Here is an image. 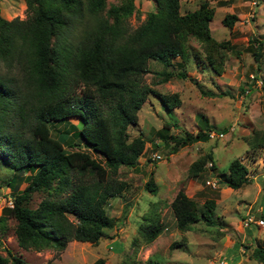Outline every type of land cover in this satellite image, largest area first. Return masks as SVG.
Wrapping results in <instances>:
<instances>
[{"label":"trees","instance_id":"1","mask_svg":"<svg viewBox=\"0 0 264 264\" xmlns=\"http://www.w3.org/2000/svg\"><path fill=\"white\" fill-rule=\"evenodd\" d=\"M23 1V19L6 20L0 15V165L12 172L31 173L26 185L11 193V205L0 213V226L4 228L6 219H14L16 245L25 250L59 252L71 240L96 245L117 220L107 214V202L128 187L117 178L118 168L134 167L143 153L146 140L140 134L129 138L126 128L136 123V113L148 95L156 97L167 111L179 103L176 93H161L144 82L149 61L163 67L156 73L157 82L173 75L187 78L184 71L167 68L173 67L174 58L185 61L187 52L197 54L185 45L193 38L202 51L198 55L202 54L207 67L219 75L225 52L231 47L228 41H216L210 34L214 9L207 1L180 14L179 0H154V10L133 28L127 23L133 11L131 0L108 7L105 0ZM235 20L234 14H225L221 24L231 28ZM262 47V39L248 40L247 51L257 68L264 55ZM252 78L256 80L255 75ZM188 79L201 93L213 95ZM262 105L264 108V91ZM71 116L78 118L76 125L69 123L72 135L61 131L51 136L50 126L68 122ZM170 125L165 122L154 136L161 145L170 144L171 153L179 146L208 139L207 127L175 136L168 133ZM76 138L88 144L89 150L79 149L73 141ZM63 142L74 148L66 150ZM246 144L248 149L264 150V128L254 131ZM151 145L158 146L152 141ZM91 151L98 153L99 159L92 157ZM210 159L206 154L192 162L189 175L196 177ZM210 169L214 170L213 163ZM218 179L233 190L249 181L247 168L238 158L229 162ZM5 181L13 187L12 179ZM143 188L155 190L151 176ZM35 192L42 196L30 207ZM168 206L180 231L199 221L215 223L212 199H205L198 208L178 190ZM150 216L147 224L137 227L147 243L162 229L158 215ZM216 225L222 226L223 221ZM5 252L0 254V264H30L9 249ZM250 256L264 264V241L251 249ZM91 264L108 263L96 258ZM142 264L158 263L146 258Z\"/></svg>","mask_w":264,"mask_h":264},{"label":"rangeland","instance_id":"2","mask_svg":"<svg viewBox=\"0 0 264 264\" xmlns=\"http://www.w3.org/2000/svg\"><path fill=\"white\" fill-rule=\"evenodd\" d=\"M122 1L105 0V6L118 5ZM131 1L133 11L127 23L133 28L146 13L154 10V0ZM201 1H207L214 9L209 22L210 34L216 41H228L231 47L225 52L223 71L216 75L207 67L202 54L198 55L202 51L193 38L185 41V45L197 54L187 52L185 61L174 58L173 67L167 68V71L173 72L182 70L187 78L173 75L165 82H157L159 75L156 73L163 67L149 61V72L143 76L144 82L161 93H176L179 103L167 111L156 97L148 95L136 113V123L126 128L129 138L140 134L146 141L134 168L120 166L117 170V178L126 181L128 187L106 204L107 214L117 219L116 228L105 229L107 236L99 239L96 245L71 240L59 252L52 249L33 251L16 245L13 235L15 220L8 218L5 227L0 226L1 255L9 249L30 264H91L96 258H103L108 264L120 261L142 264L146 258L158 264H219L221 261L226 264H262L253 260L250 253L253 247L260 246L264 241V150L248 149L246 139L254 131L264 128V55L257 68L247 51L248 40L257 37L263 41L264 52V0H179L178 11L180 14L191 11ZM225 14L236 16L231 28L221 24ZM0 15L6 20L13 17L23 19L24 1L0 0ZM188 78L194 79L201 89L213 92V95L201 93ZM241 88H244L242 92ZM67 121L51 125V136L56 137L61 131L72 135L69 123L76 125L78 118L71 116ZM165 122L171 124L168 126L170 135L182 136L184 132L195 133L207 127L215 133L221 132L223 137L190 142L171 153L170 144L161 145V140L154 136V132L159 131ZM73 141L80 145L79 149L89 150L82 139ZM151 141L158 146L151 145ZM63 146L66 150L74 148L65 142ZM150 152L158 153L161 159L149 160ZM206 154H210L211 159L204 162L203 170L196 177H191L188 167ZM90 155L96 159L100 157L94 151ZM235 158L247 168V184L235 190L224 184L216 188L206 184V181H212L219 173L225 172L229 162ZM208 161L214 164V170L205 167ZM30 173L12 172L0 165V213L5 206H9L11 193L26 185ZM150 176L155 185L152 192L143 188ZM10 179L13 187L5 181ZM178 190H183L192 198L198 208L205 199H212L215 223L206 225L199 221L187 231L178 230L168 206ZM41 196L40 192L33 193L29 206L35 207ZM262 209L263 218L260 216ZM245 212L261 218L263 225H251L246 228L247 231L241 228L240 218ZM154 213L158 215L162 229L152 242L147 243L138 234L137 227L147 224V217ZM220 220L223 225L217 226Z\"/></svg>","mask_w":264,"mask_h":264},{"label":"built area","instance_id":"3","mask_svg":"<svg viewBox=\"0 0 264 264\" xmlns=\"http://www.w3.org/2000/svg\"><path fill=\"white\" fill-rule=\"evenodd\" d=\"M207 136H208V138L214 139V138H222L223 134L221 132L215 133L214 131L208 130ZM148 159L151 161H158L159 159H161V156L156 152H150L148 155ZM211 165H212L211 162H207L205 167L210 169ZM210 172H212V171L210 170ZM206 184L210 185L212 188H216L221 183H220L218 177H215V179H212V181H206ZM9 205H10V203H9ZM240 224H241V228L245 229V228H250L251 225L262 226L263 220L261 218H256L255 214L248 212L240 219ZM219 264H226V262L221 261Z\"/></svg>","mask_w":264,"mask_h":264},{"label":"crops","instance_id":"4","mask_svg":"<svg viewBox=\"0 0 264 264\" xmlns=\"http://www.w3.org/2000/svg\"><path fill=\"white\" fill-rule=\"evenodd\" d=\"M133 168H134V167H133ZM139 170H140V169H139ZM259 212H260V210H259ZM245 213H246V212H245ZM261 214H263V209H262V212L260 213V215H261ZM115 228H116V227H114V228H112V229H115ZM118 229H119V231H120V228H118ZM247 230H248V229H246V231H247ZM119 231H118V232H119ZM117 234H120V233H117ZM109 235H110V234H109ZM119 236H120V235H118V237H119ZM157 236H158V235H157ZM157 236H156V237H157ZM156 237H155V238H156ZM155 238H154V239H155ZM154 239H153V240H154ZM153 240H152V241H153ZM152 241H151V242H152ZM106 262H107V261H106Z\"/></svg>","mask_w":264,"mask_h":264},{"label":"clouds","instance_id":"5","mask_svg":"<svg viewBox=\"0 0 264 264\" xmlns=\"http://www.w3.org/2000/svg\"><path fill=\"white\" fill-rule=\"evenodd\" d=\"M221 184H222V183H221ZM221 184H220V185H221ZM10 198H11V197H10ZM10 205H11V201H10ZM10 205H9V206H10ZM247 213H248V212H247ZM245 214H246V213H245ZM245 214H244V215H245ZM244 215H243V216H244ZM243 216H242V217H243ZM242 217H241V218H242ZM241 218H240V219H241ZM243 229H244V228H243ZM245 229H246V228H245Z\"/></svg>","mask_w":264,"mask_h":264},{"label":"water","instance_id":"6","mask_svg":"<svg viewBox=\"0 0 264 264\" xmlns=\"http://www.w3.org/2000/svg\"><path fill=\"white\" fill-rule=\"evenodd\" d=\"M78 146H80V145H78Z\"/></svg>","mask_w":264,"mask_h":264}]
</instances>
